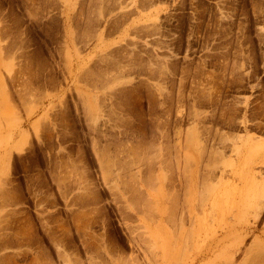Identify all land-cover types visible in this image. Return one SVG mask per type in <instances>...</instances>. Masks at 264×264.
I'll return each mask as SVG.
<instances>
[{
	"label": "rangeland",
	"instance_id": "rangeland-1",
	"mask_svg": "<svg viewBox=\"0 0 264 264\" xmlns=\"http://www.w3.org/2000/svg\"><path fill=\"white\" fill-rule=\"evenodd\" d=\"M263 256L264 0H0V264Z\"/></svg>",
	"mask_w": 264,
	"mask_h": 264
},
{
	"label": "bare ground",
	"instance_id": "bare-ground-1",
	"mask_svg": "<svg viewBox=\"0 0 264 264\" xmlns=\"http://www.w3.org/2000/svg\"><path fill=\"white\" fill-rule=\"evenodd\" d=\"M260 244H261V243H260ZM260 244H259V248L261 247V249H262L263 246H260ZM261 245H262V244H261ZM259 248H258V249H259ZM237 250H238V249H237ZM262 250H263V249H262ZM262 250H261V251H262ZM259 251H260V250H259ZM257 253H258V252H257ZM258 254H259V253H258ZM260 254H261V253H260ZM260 254H259V255H260ZM262 254H263V251H262ZM259 257H262V256H259ZM263 258H264V256H263ZM252 260H254V259H252ZM254 261H255V260H254ZM256 261H257V260H256ZM227 262H228V261H227ZM242 262H243V261H242ZM250 262H251V261H250ZM258 262H259V261H258ZM253 263H254V262H253ZM248 264H249V263H248ZM257 264H258V263H257ZM262 264H263V263H262Z\"/></svg>",
	"mask_w": 264,
	"mask_h": 264
}]
</instances>
